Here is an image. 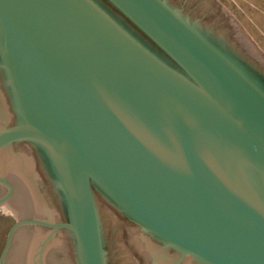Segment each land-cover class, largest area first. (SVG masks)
<instances>
[{"label":"water","instance_id":"obj_1","mask_svg":"<svg viewBox=\"0 0 264 264\" xmlns=\"http://www.w3.org/2000/svg\"><path fill=\"white\" fill-rule=\"evenodd\" d=\"M105 1L0 0V150L35 145L67 216L13 223L0 264L25 226L108 264L95 190L180 259L264 264V73L164 0Z\"/></svg>","mask_w":264,"mask_h":264},{"label":"rangeland","instance_id":"obj_2","mask_svg":"<svg viewBox=\"0 0 264 264\" xmlns=\"http://www.w3.org/2000/svg\"><path fill=\"white\" fill-rule=\"evenodd\" d=\"M217 1L234 24L232 38L238 42V46L242 47V49H238L236 46V49L264 72V0ZM0 93L4 96L3 107L0 108L1 127L16 121L1 75ZM13 153L21 157V160L25 159L28 162L33 186L42 196L43 210L39 213L34 211L26 187L17 175L8 171H0V176L4 177L13 187L11 197L0 205V253L8 229L13 223L26 218H42L56 222H59L61 218H67L64 209L63 214L60 215L59 209L51 200V196L44 190L45 184L43 185L34 169L31 157L23 151L13 149ZM47 180L51 184L48 176ZM5 193L6 189L0 186V197ZM94 199L101 224L107 263L150 264L151 261H147L141 255V239L144 234L138 227L117 214L96 190L94 191ZM34 231H41L44 236L50 238V242L48 241L43 247H40L41 244H35L33 240ZM32 256L35 257L36 264H77L73 242L65 230L51 234V230L48 229L31 226L20 228L14 236L5 264H30ZM174 257H176L175 254L168 253L167 263L171 264Z\"/></svg>","mask_w":264,"mask_h":264},{"label":"flooded vegetation","instance_id":"obj_3","mask_svg":"<svg viewBox=\"0 0 264 264\" xmlns=\"http://www.w3.org/2000/svg\"><path fill=\"white\" fill-rule=\"evenodd\" d=\"M103 1L113 10H115L105 0ZM164 1H166L174 10H176L184 18L188 19L195 26L201 28L202 30H204L205 32L211 35L220 38L225 45L232 46L234 48L238 46L237 45L238 42H236V40L232 38V32H234V24L232 23V20L228 18L226 13L221 9L220 4L218 3L217 0H164ZM126 22L133 28V30L136 31V33L141 37L143 42L149 45L148 47L150 49H152L159 56L164 57V54L150 40H148L143 34H141L130 22H128L127 20ZM237 48L242 49L241 46H238ZM13 147L15 151H23L31 157V159L33 160L34 169L37 171L41 181L43 182V185L45 184L44 190H46L49 193L52 202L59 209L60 215H62L63 206H62L61 198L47 180L46 169L44 167L41 154L37 149V147L29 142H24V141H20L13 144ZM59 222L61 223L66 222V218H61ZM184 263L196 264L188 259L181 260L179 257H174V260L171 261V264H184Z\"/></svg>","mask_w":264,"mask_h":264},{"label":"bare ground","instance_id":"obj_4","mask_svg":"<svg viewBox=\"0 0 264 264\" xmlns=\"http://www.w3.org/2000/svg\"><path fill=\"white\" fill-rule=\"evenodd\" d=\"M4 96L0 93V108L3 107ZM13 145L0 150V171H8L17 175L22 183L25 185L28 192L30 201L34 207L36 213L43 210L42 196L38 194V191L33 186L32 173L30 174L29 164L25 159L21 160V157L14 155ZM32 172V171H31ZM50 238L44 236L41 231H34L33 240L35 244H41L40 247L44 246ZM141 255L147 261H151L150 264H170L167 263V255L170 253L168 249L157 245L149 237L143 236L141 239ZM41 252V251H40ZM39 252V253H40ZM175 254V253H170ZM177 256V254H175ZM33 257V256H32ZM35 257L32 258L31 263H35ZM183 260V259H181ZM37 261V260H36ZM30 263V264H31Z\"/></svg>","mask_w":264,"mask_h":264}]
</instances>
